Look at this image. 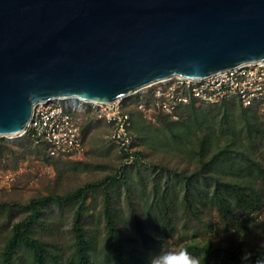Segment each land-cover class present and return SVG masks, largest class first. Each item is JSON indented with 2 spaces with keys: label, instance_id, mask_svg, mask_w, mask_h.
I'll list each match as a JSON object with an SVG mask.
<instances>
[{
  "label": "water",
  "instance_id": "water-1",
  "mask_svg": "<svg viewBox=\"0 0 264 264\" xmlns=\"http://www.w3.org/2000/svg\"><path fill=\"white\" fill-rule=\"evenodd\" d=\"M263 59L264 0H0V138L39 103H110Z\"/></svg>",
  "mask_w": 264,
  "mask_h": 264
},
{
  "label": "rangeland",
  "instance_id": "rangeland-1",
  "mask_svg": "<svg viewBox=\"0 0 264 264\" xmlns=\"http://www.w3.org/2000/svg\"><path fill=\"white\" fill-rule=\"evenodd\" d=\"M137 101L134 94L122 99L133 120L134 143L141 159L136 167L125 163L118 147L109 140V126L94 120L89 111L80 115L85 153L79 159L51 158L43 146L26 136L0 138V253L11 225L28 215L27 206L32 199L65 195L98 183L97 189L87 190L85 205L88 211L84 221L92 239L98 243L96 255L102 261L105 255L103 236L99 235L104 230L102 189L112 184L114 176H119V182L111 185L109 191L116 200L114 207L120 231L135 236V214L129 207L131 198L142 224L163 239L158 253L190 248L189 255L198 257L199 264H202L199 253L209 244L213 250L229 247L258 251L264 247V183L253 182L260 196L261 204L257 210L238 208L224 215L214 200L215 182L202 177L198 183L199 191L191 188L193 193L189 198L195 201L192 208L185 200L186 176H192L201 165L197 157L188 162L185 154L180 156L171 152L166 142L170 137L168 128L172 126L176 132L182 131V123L191 128V145L183 143L181 146L194 156L205 131L213 130L219 138L220 145L214 151L224 146L226 139H232L233 132L238 139H245L246 135L240 132L242 106L236 101L215 105L191 103L179 107L173 116L151 110L148 114L151 118L147 119L138 109ZM242 109L248 112L260 130L253 134V139L242 140V144L251 157L264 166V103ZM213 175L215 173L208 176ZM160 207L167 211V218L160 214ZM75 211L74 205H52L42 218L46 224L42 235L63 244L62 264L71 255L67 247L73 240L71 225ZM19 256L26 257L23 252ZM218 259L221 260L222 256Z\"/></svg>",
  "mask_w": 264,
  "mask_h": 264
},
{
  "label": "trees",
  "instance_id": "trees-1",
  "mask_svg": "<svg viewBox=\"0 0 264 264\" xmlns=\"http://www.w3.org/2000/svg\"><path fill=\"white\" fill-rule=\"evenodd\" d=\"M241 110L243 112V125L240 132L246 135L245 139H238L235 132H233L232 139H226L224 146L217 151L214 150L218 148L217 145H220L219 138L213 130L203 133V137L198 142V151L194 156L192 153L186 152L181 146L183 143L184 145H191V128L189 125L182 123L183 130L178 132L172 126L168 128L170 137L166 142L171 152L180 156L185 154L184 157L188 162L197 157L201 165V168L195 171L192 176H186L185 200L190 207L194 208L195 202L192 198H189L193 193L191 188L198 192V183L202 177L215 182L214 200L219 212L222 214L229 215L238 208L253 211L260 207V196L255 190L256 183L253 182L262 181L264 183V166L252 158L242 144V140L253 139V134L260 130L256 122L249 117L248 112L242 107ZM221 133L220 136L223 135V131ZM136 155L140 162L139 153L136 152ZM207 156H210V158L205 159ZM137 165H139L138 162L130 165V167H136ZM210 173H215V175L209 177ZM111 181L112 184L102 189L104 230L99 233L104 240L103 250L105 255L102 261H99L96 255L98 243L92 239L93 237L89 229L86 228L84 221V215L88 211L85 205L87 190L97 189L100 186L97 183L89 184L65 195H50L32 199L27 206L28 215L11 225L0 253V264H62L63 244L59 240L52 242L42 235L41 231L46 225L42 218L50 206H64L67 204L74 205L76 211L71 225L73 240L67 247V252H70L71 255L65 264H149V258L158 253V246L163 243V239L153 234L148 229L149 227L142 224L139 214L136 213L133 207L131 198L129 199V207L131 212L135 214V236L130 233L131 236L124 235L120 231L117 212L114 207L116 200L109 191L111 185L119 182V176L112 177ZM164 198L165 196L161 200ZM160 208V214L167 218V211L162 207ZM127 227L129 229L128 225H126ZM185 250L190 251V248ZM20 252H23L26 257H20ZM244 252L245 250H232L229 247L224 249L218 247L213 250V246L209 244L199 254L202 257V264H211L212 260L213 264H243L241 258ZM248 252L250 253L248 264H256L257 260L264 258V247L258 251ZM220 255L222 256L221 260L218 259Z\"/></svg>",
  "mask_w": 264,
  "mask_h": 264
},
{
  "label": "built area",
  "instance_id": "built-area-1",
  "mask_svg": "<svg viewBox=\"0 0 264 264\" xmlns=\"http://www.w3.org/2000/svg\"><path fill=\"white\" fill-rule=\"evenodd\" d=\"M132 94L138 98V109L147 119L151 118L148 115L151 110L173 116L179 107L191 103L215 105L236 101L250 108L264 103V59L206 78L172 76L152 82ZM122 99L110 103L81 99L39 103L26 129L17 137H29L43 146L51 158L79 159L85 153L80 115L89 111L94 120L109 126V140L118 147L125 163H139L132 133L133 120ZM148 102L149 107L146 106Z\"/></svg>",
  "mask_w": 264,
  "mask_h": 264
},
{
  "label": "clouds",
  "instance_id": "clouds-1",
  "mask_svg": "<svg viewBox=\"0 0 264 264\" xmlns=\"http://www.w3.org/2000/svg\"><path fill=\"white\" fill-rule=\"evenodd\" d=\"M241 259L243 264H248L250 253L245 250ZM149 264H199V258L190 256L186 250L179 252L161 250L149 258ZM256 264H264V258L257 260Z\"/></svg>",
  "mask_w": 264,
  "mask_h": 264
}]
</instances>
